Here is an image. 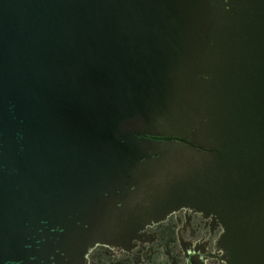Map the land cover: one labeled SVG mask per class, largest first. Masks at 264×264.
I'll return each instance as SVG.
<instances>
[{"label": "water", "instance_id": "water-1", "mask_svg": "<svg viewBox=\"0 0 264 264\" xmlns=\"http://www.w3.org/2000/svg\"><path fill=\"white\" fill-rule=\"evenodd\" d=\"M0 264H264V0H0Z\"/></svg>", "mask_w": 264, "mask_h": 264}]
</instances>
